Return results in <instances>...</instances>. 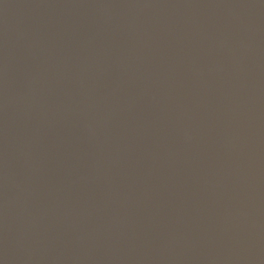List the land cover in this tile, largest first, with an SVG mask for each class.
<instances>
[{
	"label": "water",
	"instance_id": "95a60500",
	"mask_svg": "<svg viewBox=\"0 0 264 264\" xmlns=\"http://www.w3.org/2000/svg\"><path fill=\"white\" fill-rule=\"evenodd\" d=\"M0 264H264V0H0Z\"/></svg>",
	"mask_w": 264,
	"mask_h": 264
}]
</instances>
